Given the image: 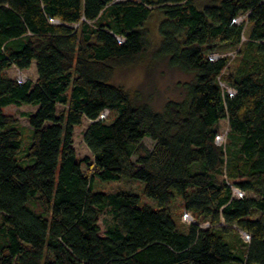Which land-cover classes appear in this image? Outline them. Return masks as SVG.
<instances>
[{
	"label": "trees",
	"instance_id": "16d2710c",
	"mask_svg": "<svg viewBox=\"0 0 264 264\" xmlns=\"http://www.w3.org/2000/svg\"><path fill=\"white\" fill-rule=\"evenodd\" d=\"M154 10L156 55L193 75L163 111L112 83L147 52ZM236 46L226 74L228 59L210 55ZM33 64L35 81L6 75ZM23 105L38 106L28 141L4 111ZM85 119L92 157L79 160ZM95 178L141 182L159 208L131 190L95 191ZM178 198L196 221L186 228ZM0 264H264V0H0Z\"/></svg>",
	"mask_w": 264,
	"mask_h": 264
},
{
	"label": "rangeland",
	"instance_id": "374dc122",
	"mask_svg": "<svg viewBox=\"0 0 264 264\" xmlns=\"http://www.w3.org/2000/svg\"><path fill=\"white\" fill-rule=\"evenodd\" d=\"M206 2V1H205ZM204 2V3H205ZM164 16L158 10H154L149 20L145 24V31L149 37V47L145 54L137 58L131 64H127L116 68L112 83L121 87L126 91L131 99L137 105H147L154 111H163L168 102L182 101L186 96L185 84L191 82L193 75L187 74L178 68L171 67L168 60L160 55H156L162 41L159 31V26L163 21ZM249 28L245 32L248 35ZM238 48L236 47H219L210 56H218L220 58H227L229 61V68L226 74L234 69L238 64ZM6 75L11 78H17L21 81L32 80L37 78V71L35 64L27 70H19L11 68L6 71ZM223 88L226 86L223 84ZM232 89H228L230 92ZM38 106L23 105L22 107L9 106L4 109L5 113L13 116L18 120V129L25 135V141L31 134L27 114L34 113ZM113 115L107 114L106 118L111 120ZM89 121L83 120L82 124L74 128L73 147L79 160L92 157L91 152L87 148L83 140V133L88 126ZM219 145L224 144L228 140L230 129L227 121H221L218 125ZM144 150H151L154 143L150 139H145L142 143ZM135 161L136 158H133ZM84 171L91 176L94 172L93 166L84 165ZM95 191L112 193L117 190H131L142 198V205H148L153 209H158L159 206L154 199L146 197L143 194V184L136 181H114L101 182L99 179H94ZM173 216L181 228L196 223L194 217H191L183 208L182 201L178 198L171 206ZM101 235H104L108 228L112 225V215L110 209H105L100 216ZM246 241L245 236L242 235Z\"/></svg>",
	"mask_w": 264,
	"mask_h": 264
},
{
	"label": "built area",
	"instance_id": "2783aa9c",
	"mask_svg": "<svg viewBox=\"0 0 264 264\" xmlns=\"http://www.w3.org/2000/svg\"><path fill=\"white\" fill-rule=\"evenodd\" d=\"M241 20H243V18H241ZM220 57H218V56H212V60H217V59H219ZM25 81V80H24ZM24 81H22V82H24ZM230 94H235L234 93V91L233 90H231L230 91ZM109 112L108 111H105L104 113H103V115H102V118H106V116H107V114H108ZM218 142H219V137H218ZM219 144V143H218ZM235 194H236V196H238V197H241V196H243V193L241 192V191H239V190H235ZM189 214V213H188ZM191 215V214H190ZM188 217L189 218H192V215H191V217L188 215ZM244 236H245V239L248 241L249 239H250V236L249 235H247V234H243Z\"/></svg>",
	"mask_w": 264,
	"mask_h": 264
}]
</instances>
